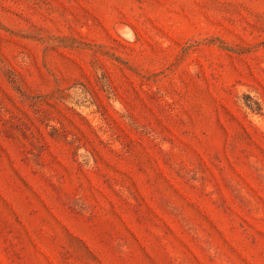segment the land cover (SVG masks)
Returning a JSON list of instances; mask_svg holds the SVG:
<instances>
[{"label": "rangeland", "instance_id": "rangeland-1", "mask_svg": "<svg viewBox=\"0 0 264 264\" xmlns=\"http://www.w3.org/2000/svg\"><path fill=\"white\" fill-rule=\"evenodd\" d=\"M0 264H264V0H0Z\"/></svg>", "mask_w": 264, "mask_h": 264}]
</instances>
